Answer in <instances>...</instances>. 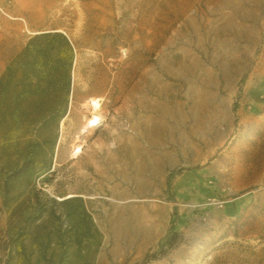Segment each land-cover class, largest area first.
Wrapping results in <instances>:
<instances>
[{
  "label": "rangeland",
  "instance_id": "1",
  "mask_svg": "<svg viewBox=\"0 0 264 264\" xmlns=\"http://www.w3.org/2000/svg\"><path fill=\"white\" fill-rule=\"evenodd\" d=\"M154 78L217 93L203 188L122 166ZM0 264H264V0H0Z\"/></svg>",
  "mask_w": 264,
  "mask_h": 264
},
{
  "label": "crops",
  "instance_id": "2",
  "mask_svg": "<svg viewBox=\"0 0 264 264\" xmlns=\"http://www.w3.org/2000/svg\"><path fill=\"white\" fill-rule=\"evenodd\" d=\"M140 81L127 83L126 91L122 88V166L130 164L136 171L132 174L142 177L181 169L174 173L176 180L172 185L181 187L184 183L193 187V182L198 185L201 181L203 188L210 174V147H216L214 143L210 146L207 110L217 105V93L208 89V83L192 90L160 78ZM224 102L221 96L219 103ZM190 119L193 124L188 123ZM217 119L224 120L226 126L222 131L217 130L216 123L211 127L213 142L233 137L232 118L214 117V122Z\"/></svg>",
  "mask_w": 264,
  "mask_h": 264
},
{
  "label": "bare ground",
  "instance_id": "3",
  "mask_svg": "<svg viewBox=\"0 0 264 264\" xmlns=\"http://www.w3.org/2000/svg\"><path fill=\"white\" fill-rule=\"evenodd\" d=\"M99 106H100L99 98H97V97L90 98L89 108H90L93 115L91 117H89V119L87 120V125H86L87 127L92 126V125L97 123L98 115L96 114L95 111L99 108ZM75 151L76 152L79 151V146L76 147Z\"/></svg>",
  "mask_w": 264,
  "mask_h": 264
},
{
  "label": "trees",
  "instance_id": "4",
  "mask_svg": "<svg viewBox=\"0 0 264 264\" xmlns=\"http://www.w3.org/2000/svg\"><path fill=\"white\" fill-rule=\"evenodd\" d=\"M14 173H16V172H14ZM14 173H12V174H14ZM177 238H178V232L172 231L170 236L168 237V239L166 241L165 246L169 247V248L172 247L176 243V241H178Z\"/></svg>",
  "mask_w": 264,
  "mask_h": 264
}]
</instances>
